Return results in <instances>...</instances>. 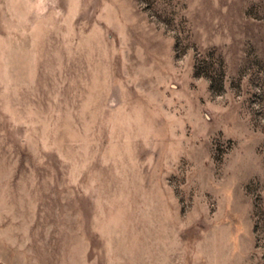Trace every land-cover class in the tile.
<instances>
[{
    "label": "rangeland",
    "instance_id": "374dc122",
    "mask_svg": "<svg viewBox=\"0 0 264 264\" xmlns=\"http://www.w3.org/2000/svg\"><path fill=\"white\" fill-rule=\"evenodd\" d=\"M0 264H264V0H0Z\"/></svg>",
    "mask_w": 264,
    "mask_h": 264
}]
</instances>
